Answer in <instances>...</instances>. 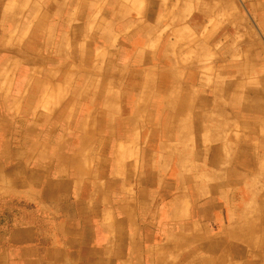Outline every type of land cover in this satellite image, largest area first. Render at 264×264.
<instances>
[{
    "label": "rangeland",
    "instance_id": "rangeland-1",
    "mask_svg": "<svg viewBox=\"0 0 264 264\" xmlns=\"http://www.w3.org/2000/svg\"><path fill=\"white\" fill-rule=\"evenodd\" d=\"M0 264H264V0H0Z\"/></svg>",
    "mask_w": 264,
    "mask_h": 264
},
{
    "label": "crops",
    "instance_id": "crops-1",
    "mask_svg": "<svg viewBox=\"0 0 264 264\" xmlns=\"http://www.w3.org/2000/svg\"><path fill=\"white\" fill-rule=\"evenodd\" d=\"M259 170H261V168H259ZM78 206H80V205H78ZM81 208L79 209V211H81L83 208H85V207H82V206H80ZM76 243H77V241H76Z\"/></svg>",
    "mask_w": 264,
    "mask_h": 264
}]
</instances>
